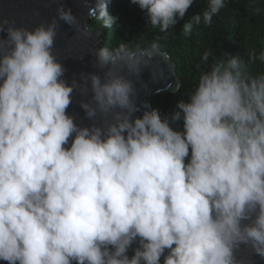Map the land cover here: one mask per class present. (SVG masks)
<instances>
[{
  "label": "water",
  "instance_id": "95a60500",
  "mask_svg": "<svg viewBox=\"0 0 264 264\" xmlns=\"http://www.w3.org/2000/svg\"><path fill=\"white\" fill-rule=\"evenodd\" d=\"M99 1L0 0V264H73L79 206L112 207L135 185L132 151L165 142L141 101L178 88L175 65L105 52ZM221 167L169 192L174 264H264V142H237Z\"/></svg>",
  "mask_w": 264,
  "mask_h": 264
},
{
  "label": "trees",
  "instance_id": "16d2710c",
  "mask_svg": "<svg viewBox=\"0 0 264 264\" xmlns=\"http://www.w3.org/2000/svg\"><path fill=\"white\" fill-rule=\"evenodd\" d=\"M90 27L109 54L165 51L180 83L141 101L165 142L132 151L135 185L112 207L79 206L73 264H174L171 188L217 178L237 142H264V0H100Z\"/></svg>",
  "mask_w": 264,
  "mask_h": 264
},
{
  "label": "rangeland",
  "instance_id": "374dc122",
  "mask_svg": "<svg viewBox=\"0 0 264 264\" xmlns=\"http://www.w3.org/2000/svg\"><path fill=\"white\" fill-rule=\"evenodd\" d=\"M98 36H100V34H98Z\"/></svg>",
  "mask_w": 264,
  "mask_h": 264
}]
</instances>
